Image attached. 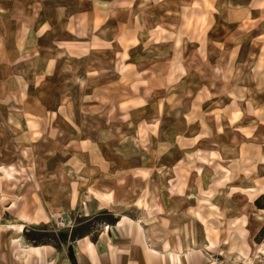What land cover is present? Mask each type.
Instances as JSON below:
<instances>
[{
	"label": "rangeland",
	"instance_id": "1",
	"mask_svg": "<svg viewBox=\"0 0 264 264\" xmlns=\"http://www.w3.org/2000/svg\"><path fill=\"white\" fill-rule=\"evenodd\" d=\"M36 6L0 0V264H78V241L93 256L82 239L114 223L118 194L149 260L264 264V141L195 92L189 70L224 79L199 62L209 48L116 78L111 55L35 44Z\"/></svg>",
	"mask_w": 264,
	"mask_h": 264
},
{
	"label": "crops",
	"instance_id": "2",
	"mask_svg": "<svg viewBox=\"0 0 264 264\" xmlns=\"http://www.w3.org/2000/svg\"><path fill=\"white\" fill-rule=\"evenodd\" d=\"M28 1L42 3L29 23L35 44L50 37L53 45H68L89 57L111 55L116 78L138 72L141 57L155 63L151 73H160L163 66L161 70L157 64L169 63L174 52L186 62L191 45L208 47L209 54L198 49L199 62L206 55L212 68L224 67V79L212 75L206 84L202 75L189 70L201 79L195 92L205 88L202 92H209L213 109L229 111L237 126L252 128L264 141V0H73L72 9L67 0ZM56 1L61 5L52 6ZM117 63L124 69H117ZM187 74L183 68L182 75ZM121 198L118 194L111 207L121 211L114 223L99 230L96 239H91L93 232L82 239L93 244L94 255L76 243L78 264H164L158 258L149 260L150 246L142 231L119 225L123 216H133L131 202Z\"/></svg>",
	"mask_w": 264,
	"mask_h": 264
},
{
	"label": "bare ground",
	"instance_id": "3",
	"mask_svg": "<svg viewBox=\"0 0 264 264\" xmlns=\"http://www.w3.org/2000/svg\"><path fill=\"white\" fill-rule=\"evenodd\" d=\"M126 218L122 217L119 225H122L125 222ZM25 217L23 215L20 216V222L17 224H14L17 226V230L22 229L24 227ZM84 247L86 250L93 251V244L91 242H87L84 244ZM20 252V251H19ZM92 254V253H91Z\"/></svg>",
	"mask_w": 264,
	"mask_h": 264
},
{
	"label": "trees",
	"instance_id": "4",
	"mask_svg": "<svg viewBox=\"0 0 264 264\" xmlns=\"http://www.w3.org/2000/svg\"><path fill=\"white\" fill-rule=\"evenodd\" d=\"M69 258L72 259V260L75 259V256H74V253H73V248H72L71 245L69 246Z\"/></svg>",
	"mask_w": 264,
	"mask_h": 264
}]
</instances>
